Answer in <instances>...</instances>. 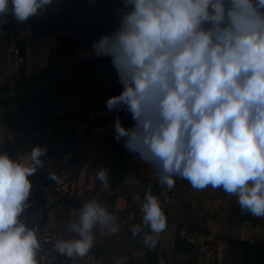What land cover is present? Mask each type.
<instances>
[{
  "label": "clouds",
  "instance_id": "1",
  "mask_svg": "<svg viewBox=\"0 0 264 264\" xmlns=\"http://www.w3.org/2000/svg\"><path fill=\"white\" fill-rule=\"evenodd\" d=\"M53 4L0 0V24L9 14L26 22ZM92 51L111 59L122 85L106 108L124 109L133 120L125 128L116 117L114 138L155 167L162 188H174L176 178L196 190L222 188L242 213L264 218V0H122L118 27L95 40ZM46 154L37 145L18 160L0 150V264H37L41 243L22 213L29 177L44 167ZM96 176L110 189L107 170ZM48 178L60 183L54 172ZM162 204L149 186L142 222L131 228L149 248L167 227ZM97 225L119 231L108 205L91 199L68 223L75 237L57 240L55 248L79 264Z\"/></svg>",
  "mask_w": 264,
  "mask_h": 264
},
{
  "label": "crops",
  "instance_id": "2",
  "mask_svg": "<svg viewBox=\"0 0 264 264\" xmlns=\"http://www.w3.org/2000/svg\"><path fill=\"white\" fill-rule=\"evenodd\" d=\"M61 1L54 0V18L63 13H66L65 16L76 18L77 13L70 7L78 1ZM83 2L100 13L98 20L91 18L90 29L98 28L96 31L110 33L118 27L122 0H83ZM79 25H81L79 22H68L66 27L58 28L69 31L72 26ZM56 30L54 27V31ZM27 33L24 34V43L29 47V54L24 58L27 57V66L33 70L39 67L37 51L42 43L52 42L54 39L51 45L58 47L59 39L55 32L54 35L35 36L34 40L31 34L27 35ZM4 59L0 58L1 88L5 87L7 80L19 73L17 72L19 65L9 61L5 63ZM35 73L37 71L33 70L29 74ZM118 84L120 83L114 67L97 65L89 69L82 95L76 90L65 92L61 95L60 105L54 107L49 104L36 105L28 111L21 110L17 106L0 105V150L6 151L15 159L27 160L33 147L37 145L45 147L47 154L41 157L45 162L44 167L34 175L43 172L56 173L61 180L85 193L84 203L91 199L103 203L107 195L114 192L119 195L115 217L121 233L109 234L103 226L97 225L93 229L94 247L79 264H92V259H97L95 264H131L130 260L134 257L141 258L143 262L147 261L144 251L133 245L129 230L143 215L142 188L158 177L155 167L150 163H144L140 167L143 171L141 173L147 178L142 176L139 170L126 168L123 172L118 171L117 158L124 144L114 138L113 125L116 117L120 118L118 113L120 110L109 111L105 106L106 100L114 95L111 91L112 87ZM61 114H66L70 118V125L66 126L62 133H56V123L54 121L53 126L50 117ZM93 114L100 116L94 117ZM40 117L44 118V127L39 124ZM88 117L96 121L95 126H92L93 121L87 120ZM120 120L123 126L133 122L124 123L121 118ZM73 129L77 132L76 136L69 135L70 130ZM88 130L89 134L86 135L85 131ZM133 160L138 163L144 162L137 160V153L132 155L128 162ZM101 169L107 170L110 189L102 188L97 179L96 174ZM115 172H119V179L112 177ZM122 175L127 177L125 179L123 177V182H121ZM170 191L167 227L159 234L152 247H158V261L155 264H174L178 259L187 258H192L194 264H237L242 259V251L228 243V238L264 243V218L241 212L240 220L235 212L239 206L237 199L226 194L222 188L213 189L209 185L205 189L196 190L187 180L176 178L175 187ZM136 195L140 196L139 201L133 199ZM69 198L72 200L62 201L47 195L36 200V207L43 212L45 223L57 240L75 237L74 233L67 230V226L70 220L75 222L78 219L80 208L70 202L82 198L77 196ZM124 219L129 220L130 226L122 223ZM180 237L189 238L195 243L193 253L180 255L170 253V249ZM68 264L76 263L72 261Z\"/></svg>",
  "mask_w": 264,
  "mask_h": 264
},
{
  "label": "rangeland",
  "instance_id": "3",
  "mask_svg": "<svg viewBox=\"0 0 264 264\" xmlns=\"http://www.w3.org/2000/svg\"><path fill=\"white\" fill-rule=\"evenodd\" d=\"M77 1H78L77 3H75L70 7L72 11H75L77 13L76 18L65 16L64 14L66 13H63L57 18H54V4H53V6H50L46 11L30 17L26 22H17L16 19L13 17V15L9 14L7 23L0 24V46H1L0 58H5L4 59L5 63L9 61L10 63H15L19 65L17 71L19 73L13 76L12 78H10L9 80H7V82L4 85L5 87L3 88L0 87L1 88L0 97L13 98L16 100V102H14L13 104H9L7 107H9L10 105L12 107L14 106L18 107V101L20 102L22 101V103L23 102L32 103L30 106V109H32L34 107L33 105H35V103L32 101L36 99H39L42 104L48 103L50 106L54 107L57 105L54 104V102H52L51 100L54 99V97H56V94H59V96H61L65 92L76 90L78 91L79 94L82 95L83 92L81 93L79 89L76 87L65 90L63 92H59L58 89H55L54 91L55 80H58L59 82H67L66 84H70L73 80L78 79L79 72L77 71L74 61L80 66H84L88 62L89 58L94 55L92 51V44L94 42L93 36L98 28H95L96 30L90 29L89 22L91 18L98 20L100 13L97 9L92 8L88 3L83 2V0H81L80 2L79 0ZM56 5L58 6L59 4ZM32 20H39L41 25H45L44 26L45 29H43V31H36L35 30L36 24H32L31 23ZM68 22H73V23L79 22L81 23V25L75 27L72 26L71 28H69V31L59 30L58 27L64 28L66 27V23ZM54 27L57 29L56 31H54ZM67 27L69 26L67 25ZM26 32L31 34L33 40L35 39L34 38L35 36L39 37L41 36V34L54 35V32L58 35V39H59L58 48L54 47V45L53 46L51 45L54 39L52 40V42L48 41L42 43V45L39 47L40 49L37 51L38 54L37 57L40 62H38L39 67L33 69L37 71V73L35 74H29L33 70L31 67L27 66L28 64L27 57L26 59L24 58L27 54H29L28 51L29 47H27V45L24 43V38H25L24 34H26ZM18 40H21V42L18 43L17 42ZM17 43L20 45L21 48L18 47ZM54 48L57 49L54 50ZM9 49H11L10 53H9ZM16 49H18V53L15 52ZM23 58L24 60L21 61ZM45 67H48L50 71L42 73V69H44ZM88 71L89 70H84L86 82H87ZM24 76L32 77L31 87H29V89H24L22 95H17L16 97V95H14L13 93L12 87L14 86L15 82L17 83L19 79ZM111 91L114 95H118L122 91V85L118 84L116 87L113 86ZM47 93L50 94V99H48ZM61 104H62V97H61ZM93 116L97 117L100 115L93 114ZM50 119L52 121L53 126H54V121L56 123L55 126L56 133L58 132L62 133L64 129H66V126L70 125V118L66 114H61L56 117L53 116L50 117ZM87 120H89L90 122L93 121V119H90L89 117L87 118ZM95 125H96V121H93L92 126ZM132 125L133 122L128 125H124V127L129 128ZM85 134L88 135L89 130L85 131ZM69 135L76 136L77 132H75L74 129L70 130ZM120 141L123 142L124 144L123 139H121ZM123 147L124 146H122V148ZM135 161L133 160L128 162L124 167L117 166L118 171L123 172L126 170V168L130 170L133 169L139 170L140 174L145 178H147L145 175H143V173H141L143 171L140 168L141 166L144 165V163L147 162L139 161L142 163H138ZM123 177L124 179L127 178L125 175H122L121 182H123ZM151 182H155L159 184L158 179L152 180ZM159 188L162 187L160 186ZM142 193L143 194L145 193L144 187L142 188ZM235 212L237 211L235 210Z\"/></svg>",
  "mask_w": 264,
  "mask_h": 264
},
{
  "label": "trees",
  "instance_id": "4",
  "mask_svg": "<svg viewBox=\"0 0 264 264\" xmlns=\"http://www.w3.org/2000/svg\"><path fill=\"white\" fill-rule=\"evenodd\" d=\"M31 23L36 24V28H35L36 31H43V29H45L44 28L45 25H41L39 20H32ZM104 34H108V33L103 32V31H96V33L93 36L94 41L97 40L101 35H104ZM17 42L20 43L21 40H18ZM18 43H17V45H18V47H20V45ZM57 48H54V50ZM74 63L76 65L77 71L79 72L78 79L73 80L70 84H66L67 82H59L58 80H55L56 82L54 81V91H55V89H58L59 92H63L65 90L76 87L82 93L84 88H85V84H86V77L84 75V70H89V69H91L97 65L104 66V67H113V65L111 63V59L109 57H99L98 58L95 55L90 57L88 62L84 66H80L75 61H74ZM49 71L50 70L48 69V67H45L44 69H42V73L49 72ZM31 80H32L31 76H24V77L20 78L17 83L15 82L14 86L12 87L14 95H16V97H17V95H22V92L24 89H29V87H31V82H32ZM47 97H48V99H50L49 93H47ZM51 101L54 102V104L59 105V104H61V96H59V94H56V97H54V99H52ZM14 102H16V100L13 98H7V97L6 98H0V105H9V104H13ZM32 102L35 103V105H33V106L47 105L48 104V103L42 104L39 99H36ZM31 104L32 103H30V102H26V103L23 102L22 103V101L21 102L18 101V108L26 111V110L30 109ZM38 119H39V124L41 126L45 125L44 118L40 117ZM57 119H59V118H57ZM48 175H49V172L39 173L37 175H34L30 179V181L34 180L37 177L48 178ZM149 186H151V190H152L153 194L160 196V199L163 202V204H162L163 211L166 215V220H168L169 219V211H168L169 207H168V205H169L171 191L165 190L164 188H159L160 185L158 183L151 182L148 185L144 186L145 192ZM161 193H163V195H161ZM144 194H143V197H144ZM118 197H119V195L117 193H115V192L111 193V194L106 196L104 202L102 203V204L108 205L109 211H111L114 216H115V212H116ZM59 199L62 201L65 199H68V201L72 200L69 197L59 198ZM70 203H72L73 205H75L76 207L81 209L82 205L84 204V201H83V199H73V202H70ZM236 211H237L236 212L237 216L241 220L242 217H241V211H240L239 206L236 208ZM141 222H142V218L139 220H136L133 223V225L139 224ZM132 226H131V228H132ZM131 228L129 230V237H130V239H131V241L135 247L144 251V253L147 257V261L143 262V260L141 258L134 257L130 260V263L131 264H155L158 261V247H156V248L150 247L149 248V247L145 246L142 243L141 237H135V238L133 237L132 232H131ZM145 231H148V229H145ZM228 243H230L232 246H234V247L238 248L240 251H242V254H243L242 259L237 264H264V243H256V242H252L250 240H244V239H239V238H234V237L228 238ZM194 247H195V243L192 242L189 238L180 237L175 242V244L172 246V248L170 249V253L172 255H180L183 253L188 254V253L193 252ZM174 264H194V263H193L192 258H187V259H178L175 261Z\"/></svg>",
  "mask_w": 264,
  "mask_h": 264
},
{
  "label": "built area",
  "instance_id": "5",
  "mask_svg": "<svg viewBox=\"0 0 264 264\" xmlns=\"http://www.w3.org/2000/svg\"><path fill=\"white\" fill-rule=\"evenodd\" d=\"M15 52L18 53V49H16ZM118 113L120 114V118L124 123H129L130 121H132L131 115L124 109H121ZM134 154L136 153L130 152L123 147L118 154L117 164L121 167L126 165L130 157ZM137 160L142 161L141 157L138 154ZM112 177L115 179H119V172L113 173ZM31 184L32 187L30 189V196L28 200L29 207L23 211L22 217L25 219L27 225L33 227L34 230L37 232L41 243V250L37 256V264L71 263L73 260L72 258L59 253L58 250L55 248V243L57 239L55 238L50 227L45 223L43 212L36 207V200L47 195H52L57 199L74 196L84 199L85 193L61 179L60 183H55L54 181L48 178L37 177L31 181ZM118 184H120V180H118ZM122 223L124 225L130 226V222L128 219L122 220ZM119 233H121L120 227L119 231L115 234ZM96 260L97 259H92L91 263L95 264Z\"/></svg>",
  "mask_w": 264,
  "mask_h": 264
},
{
  "label": "water",
  "instance_id": "6",
  "mask_svg": "<svg viewBox=\"0 0 264 264\" xmlns=\"http://www.w3.org/2000/svg\"><path fill=\"white\" fill-rule=\"evenodd\" d=\"M81 259H82V258H81ZM81 259H80V260H81ZM80 260H79V262H80ZM72 261H73V263H76V262H74V260H72Z\"/></svg>",
  "mask_w": 264,
  "mask_h": 264
}]
</instances>
